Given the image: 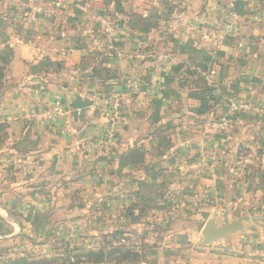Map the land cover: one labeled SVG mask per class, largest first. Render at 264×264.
Returning a JSON list of instances; mask_svg holds the SVG:
<instances>
[{
  "label": "crops",
  "instance_id": "obj_1",
  "mask_svg": "<svg viewBox=\"0 0 264 264\" xmlns=\"http://www.w3.org/2000/svg\"><path fill=\"white\" fill-rule=\"evenodd\" d=\"M103 1L100 14L99 4L81 0H0V112L15 115L26 105L36 113L0 120L1 242L27 240L33 210H50L64 232L76 235L77 226L106 206L108 229L123 227L127 241L137 244L136 232L150 225L145 205L154 209L165 195L178 197L175 209L189 208L190 195L211 185V169L202 164L209 156L197 147L227 146L238 163L248 148L249 177L264 175L263 167L254 173L251 167L264 154V0H169V10L166 0ZM108 17L115 26L105 24ZM138 17H152L156 26L134 24ZM165 53L168 67L161 69ZM212 62L219 76L211 90L204 76V86L196 81L194 69H214ZM182 71H190L189 81H181ZM123 78L142 81V89L131 97L128 87L115 93L111 84L103 100L100 89L94 95L99 83ZM115 95L121 97L118 117L109 104ZM209 98L217 107L206 106ZM232 98L246 99L250 108L216 133L211 115ZM167 119L175 125L161 128ZM111 122L116 135L109 143L89 137ZM128 204L135 211L121 215ZM151 217L161 226L156 210ZM155 237L157 246L167 239ZM242 242L233 241L231 251L214 245L157 264H264V242L250 243L248 252L236 248Z\"/></svg>",
  "mask_w": 264,
  "mask_h": 264
},
{
  "label": "rangeland",
  "instance_id": "obj_2",
  "mask_svg": "<svg viewBox=\"0 0 264 264\" xmlns=\"http://www.w3.org/2000/svg\"><path fill=\"white\" fill-rule=\"evenodd\" d=\"M83 2H88L90 5L92 3L91 6L99 4L95 11L97 13L100 12V14L107 6V3L103 0H81V3ZM170 4V1L166 0L163 6H168L166 10H169ZM87 5L88 4H86V6ZM96 12L94 13L95 15H97ZM98 16L97 20L100 21L101 16ZM141 18L142 17L133 19L134 24L156 26L152 17L145 18L143 19L144 21ZM111 21L112 19L108 17V21L105 24H110ZM116 21V25H123L121 20L116 19ZM112 25L115 26L113 23ZM116 41L117 40H115V42ZM161 55L162 57L158 59V66L161 69H166L168 67V56L166 53ZM143 56L144 55H142V57ZM142 57L139 58V60L143 59ZM208 64L211 68L216 70V74L213 78L209 81L204 80L203 75H199L203 72L199 73L198 69H194L197 73L194 75L196 76L195 78H197L196 81L199 82L200 85L204 86L202 82V80H204L212 90L215 87L217 88V78L219 75L217 67L213 66L214 62ZM187 72L190 73V71ZM187 72L182 71L183 75L180 79L183 83L189 81L190 75ZM114 81L99 83V87H94L93 89L94 95H98V89H100V100H103V88H110L111 84H113V86L117 88L115 93H118V90L121 88L127 89L128 87L131 89L129 96L132 97L136 94L137 89H142L144 84L142 81L128 78ZM121 90L124 91L123 89ZM213 100L214 99L209 98L206 106L208 105L209 108H211V105L217 107V105L215 106V103H213ZM220 104L223 106L222 113L211 115V120L209 121L210 126L216 133L222 132V129H227L226 127L232 124L239 113L242 114L250 108L249 102L246 99H226L225 104L221 102ZM233 105L238 106L234 109ZM29 109L30 107L24 105L19 107L15 115H10V111L2 108L0 120L6 123L10 120L14 121V119L23 117L25 112L27 113L26 115L30 117L35 116L34 114L36 113L34 111L30 112ZM163 124L161 128L165 127L168 129L171 125H175V122L167 119ZM107 131L108 125L94 130V132L90 133L89 137L97 138L99 139V143L106 144V142H110ZM159 139L161 138L159 137ZM159 145H162V143ZM158 150H160V148ZM158 150L156 149V151ZM197 150L200 154L207 153L209 156L208 160L202 164L205 165V168L211 169V174L207 176L211 185L206 186L202 193L190 195L191 198H194H192L193 203L189 208L175 209L176 206L180 205L178 197L176 196L174 198V196H170L166 198L165 195L162 196L161 204L157 205L154 209L148 204L145 205L147 209L145 210V220L147 224L150 223V225L146 227L144 232H136L142 236L137 244H132L131 241H127V238L123 234L125 233L123 227L115 226L113 229H108L107 221L103 220V218L106 219L107 214H109V210L106 206L103 208L100 207V210L95 209L96 211H93L95 214H93L91 220L85 221L81 226H77L76 230L79 233L76 235L74 234V232H76L74 229H71L69 232L67 230L64 232V228L59 224L58 218L53 219V216L51 217V214H49V212H51L50 210H45V212L33 210L36 218L32 227H27L25 234L28 238L27 240L19 238V240L12 242L0 241V264H140L142 262L157 264L159 259H174L179 256L185 257L190 255L193 251L203 253L206 251L205 249H209V247H213L214 245L215 247L219 245L222 250L226 249V251H231L230 249L233 248V241L236 240L243 241V244L240 246L236 245V248L247 252L250 250V243L258 241V243L262 245L264 238L260 240V238L257 237H261L262 239L261 235H264V195L258 194V192L264 188V175L259 172L262 167L264 168V154H262L261 157L257 154V163L253 162L251 164L253 173L254 169H258L259 172L258 178H252L249 177L248 171L250 168V164L247 162L248 148H245V151L241 154L242 161H240V163L232 156L228 157L229 150L227 146H223V148L219 150L213 143L211 146L205 145L197 147ZM176 152L179 154L182 153L183 155L185 154L184 151L182 152L180 150L175 151V153ZM218 155H220V157ZM222 156L224 160L217 161ZM4 164L10 166L7 163ZM178 164H180V162L176 161V165ZM259 180L261 182H258ZM26 209V207H20L18 211H23L24 214L29 213L30 209ZM119 209H121L119 211L121 215L125 214V211L128 210H131L130 212L135 211V208L131 205H126V209H122L121 207ZM153 210H156L157 215L160 216L161 226H153L151 220L153 217H151ZM18 211L17 213H19ZM167 216H169L170 219L167 218ZM176 218V222L179 225L170 227V221L172 222ZM191 218L195 219V223H191ZM241 218H248V220L243 221V231H238L210 245H204L202 243L204 239L202 230L208 222L213 221L215 223V228L221 229L227 222L236 224ZM170 232H172V234H170ZM155 234L156 236L159 234L163 237L166 236L167 239L164 240L161 245L158 244L157 246L158 241ZM256 234L259 235L257 236ZM75 237L83 238L85 242L79 245ZM69 243L70 245H68ZM101 250H105L108 256L105 258L97 257L91 259L88 257L90 253H98ZM158 252L159 256L157 257ZM160 254L163 255L162 258Z\"/></svg>",
  "mask_w": 264,
  "mask_h": 264
},
{
  "label": "water",
  "instance_id": "obj_3",
  "mask_svg": "<svg viewBox=\"0 0 264 264\" xmlns=\"http://www.w3.org/2000/svg\"><path fill=\"white\" fill-rule=\"evenodd\" d=\"M245 220H248V218H241L236 224L227 222L221 229L215 228V223L213 221L208 222L202 230L204 237L202 243L204 245H210L227 238L238 231H243V221Z\"/></svg>",
  "mask_w": 264,
  "mask_h": 264
},
{
  "label": "built area",
  "instance_id": "obj_4",
  "mask_svg": "<svg viewBox=\"0 0 264 264\" xmlns=\"http://www.w3.org/2000/svg\"><path fill=\"white\" fill-rule=\"evenodd\" d=\"M230 7L233 8V5L230 4ZM135 56L138 59L142 57V55L140 53L139 54H136ZM215 74H216V70H214V69H209L208 71L202 73V75L204 76V78L206 80H208V81L211 78H213L215 76ZM109 104H110V106L112 108L113 114L116 117H118L119 115L121 116V114H122L121 113L122 112L121 111L122 110L121 109V97L115 95L112 98V101L109 102ZM235 108L236 107H234V109ZM119 119L122 120V125H124L126 123V119L125 118H120L119 117ZM107 133H108V136H109L110 141H111L115 137V135H116V122H111L109 124Z\"/></svg>",
  "mask_w": 264,
  "mask_h": 264
},
{
  "label": "trees",
  "instance_id": "obj_5",
  "mask_svg": "<svg viewBox=\"0 0 264 264\" xmlns=\"http://www.w3.org/2000/svg\"><path fill=\"white\" fill-rule=\"evenodd\" d=\"M108 256V254H107V252H105V250H101L100 252H98V253H95V252H92V253H90L89 255H88V257L91 259V258H97V257H99V258H105V257H107Z\"/></svg>",
  "mask_w": 264,
  "mask_h": 264
}]
</instances>
